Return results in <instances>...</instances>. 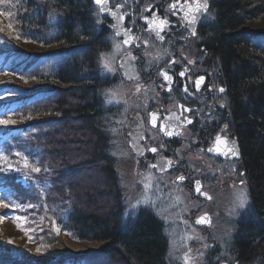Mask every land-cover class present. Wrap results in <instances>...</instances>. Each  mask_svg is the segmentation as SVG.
<instances>
[{
	"label": "trees",
	"instance_id": "trees-1",
	"mask_svg": "<svg viewBox=\"0 0 264 264\" xmlns=\"http://www.w3.org/2000/svg\"><path fill=\"white\" fill-rule=\"evenodd\" d=\"M211 6L207 38L228 88L248 197L227 251L234 262L264 264V26L244 28L264 13V0ZM0 12V72L21 82L0 83V120L10 122L0 125V148L14 167L0 187L34 207L46 246L63 233L98 244L95 252L66 253L49 264H167L163 222L145 208L125 217L112 146L119 109L105 105L113 86L99 62L107 32L92 1L0 0ZM26 176L23 186L18 179ZM0 264L35 263L0 250Z\"/></svg>",
	"mask_w": 264,
	"mask_h": 264
},
{
	"label": "flooded vegetation",
	"instance_id": "flooded-vegetation-1",
	"mask_svg": "<svg viewBox=\"0 0 264 264\" xmlns=\"http://www.w3.org/2000/svg\"><path fill=\"white\" fill-rule=\"evenodd\" d=\"M174 3H177V0H108L110 12L103 15L99 11V6L92 2L98 12L100 25L107 32V38L103 42L106 48L102 54L113 50L117 43L120 44V48H116L118 54L114 61L115 72L108 73L103 70L102 54L99 62L102 78L105 77L112 87L117 83L137 82L153 88L154 92L150 93L146 102L127 115V125L123 130L125 136V129L132 122L131 116H139L144 135L143 156L138 159L132 154L125 136L126 146L138 164L157 174L167 175V180L180 184L199 202L196 210H201L199 215L201 212L210 214L211 226L208 229L198 228L201 232H210L213 224L212 209L204 208L209 203L212 205V181L232 174V168L235 170L236 167L239 176L244 177V174L239 166L241 156L238 160L227 158L232 155L229 151L231 144L224 141L234 142L236 137L231 128L228 88L218 70L217 61L212 56V43L207 38L212 23L211 0H179L180 4L185 5L184 12H187L189 7L194 8L197 3L209 5L207 13H201V19L195 25V36L192 35V26L187 23V19H190L193 13H188L187 19L184 12L173 15L175 9L171 6ZM111 12H115L116 17L112 16ZM153 13H156L158 18H167L171 25L162 33L165 36L164 41H159L150 33L148 25L144 22V18L151 19ZM119 16H124V20L119 29H114L112 25L117 23ZM128 29L131 30L130 35L137 39L125 45L126 37L123 31ZM117 30L121 31V35H116ZM129 53L135 57V60H126V66H134L136 71V77L132 80H127L118 67L121 57H127ZM162 70H166L173 78L171 91L168 90L169 86L161 75ZM181 72H185L183 77L180 76ZM201 76L204 77V81L197 91L195 81ZM185 85L188 86L190 95L184 92ZM221 87L225 89L224 93L219 92ZM221 104H224V107H220ZM116 108L119 109V116L124 107L121 103ZM184 108L191 111L185 112ZM150 113L157 115L155 128L149 122ZM173 115L180 116L181 120L188 117L192 123L182 124L179 135L168 137L159 131V127L166 117ZM218 136L222 141L219 145L216 143ZM152 147L157 148L156 153L149 150ZM217 147L220 153H217ZM166 160L172 161V164L162 173L150 167L160 161L163 164ZM181 175L185 179L178 181L177 177ZM197 181L200 182V192L196 191ZM202 192L206 195H201ZM213 255L215 252L211 247L206 259L207 264H217V261L214 262L212 259Z\"/></svg>",
	"mask_w": 264,
	"mask_h": 264
},
{
	"label": "rangeland",
	"instance_id": "rangeland-1",
	"mask_svg": "<svg viewBox=\"0 0 264 264\" xmlns=\"http://www.w3.org/2000/svg\"><path fill=\"white\" fill-rule=\"evenodd\" d=\"M262 26H264V13L257 19L244 24V28L249 30ZM23 47L24 50L32 51L28 49L26 43H23ZM117 54L116 47L103 54L110 59L114 68ZM8 78L21 83L11 73H0V83ZM31 84L32 82L23 85L28 87ZM110 92H115L116 98L108 102ZM151 92H154L151 86H143L135 82L114 84V87H111L106 93V107H117L121 103L124 107L121 114L119 116L117 114L112 126L114 135L112 146L116 155V170L122 185L126 212L131 209L137 215L141 208H145L163 222L164 233L168 240L167 264H186V256L187 264H207L206 259L211 247L215 252L212 257L214 262L235 264L228 254L227 244L232 236L234 220L242 210L237 207V197L242 190L247 195L246 179L238 175L236 167L235 170L232 168V174L218 177L212 181V205L209 203L204 208L205 210L212 209V229L210 232H201V227L198 228L191 222V218L199 215L198 213L201 211L196 210L199 202L192 198L180 184L167 180V175L157 174L144 165L138 164L126 146L123 130L127 125V115L146 102V98L150 97ZM12 171H14V167L8 159V155L0 148V185L4 184L1 181L2 176L5 173H12ZM78 176L80 177V173L76 175V177ZM18 181L23 186H27V180L24 177ZM146 184L150 186L146 188ZM21 199V197L16 198L9 188L0 187V250H5L10 256H16L21 260L35 264H49L55 258L66 253L82 254L97 250V243L79 242L64 233L61 234L60 242L46 246L44 238H41V227L36 223V220L32 219L33 213L30 209L34 207L25 204ZM145 200L147 203L137 205L138 201ZM133 205H137V207L133 208ZM234 208L235 214L233 213ZM236 264L242 263L236 262Z\"/></svg>",
	"mask_w": 264,
	"mask_h": 264
},
{
	"label": "snow or ice",
	"instance_id": "snow-or-ice-1",
	"mask_svg": "<svg viewBox=\"0 0 264 264\" xmlns=\"http://www.w3.org/2000/svg\"><path fill=\"white\" fill-rule=\"evenodd\" d=\"M94 3L96 5H98V6H100V8H99L100 13L110 12V9L107 6L108 0H94ZM171 7L173 9H175V11L173 12V15H176L177 13L184 12L185 5L180 4L179 0H177V3H174ZM208 7H209L208 3H203V4L197 3L194 8L189 7L188 11L184 12V15H185L186 19H187L188 13H193L191 15V18L187 19V23L192 26L191 31H192V35L193 36L196 35L195 25L201 19V15L200 14L201 13H207ZM145 11H148V9H145ZM3 14L4 13L0 12V15H3ZM111 15L116 17V13L115 12H111ZM123 20H124V16L117 17V23L113 24L112 27L114 29H119L120 25L123 22ZM144 22L148 25V31L150 33H153L155 35V37L159 41H164L165 36L162 35V33L164 32V30L166 28L171 26L169 24L167 18H164V19L158 18L156 13H153L152 14V18L148 19L147 17H145L144 18ZM50 23H51V21H50ZM98 23H99V21H98ZM8 28H9V30H12L13 29V25L10 23L8 25ZM130 31H131L130 29L123 31V35H124V37H126V39L124 40V44L125 45H129L135 39H137L136 37H133V36L130 35ZM116 35L117 36L121 35V31L117 30L116 31ZM17 38H19V37H17ZM145 44H147V41H145ZM115 47L117 49H119L120 48V44L117 43L115 45ZM137 47H139V45H137ZM126 60H135V57L132 56L129 53V55L126 57ZM101 61H102L103 70L105 72L111 73V72H115L116 71V69L112 66V63H111L110 59L108 57L104 56L103 54L101 56ZM189 63H192V61H189ZM121 67H123V64L121 65ZM185 71H187V69H185ZM161 75L163 76L165 82L169 86L168 90L171 91L172 90V83H173L172 76L168 75L166 70H162L161 71ZM184 75H185V72H181L180 73L181 77H183ZM203 81H204V77L203 76L199 77V79H197L195 81V85H196V90L197 91L200 90V87H201V84L203 83ZM3 91L4 92H16L18 90L17 89H13V88H5ZM184 92L190 95L187 85H185V87H184ZM219 92L220 93H224L225 89L223 87H221V88H219ZM115 98H116V93L115 92H110L109 96H108V102H111ZM220 107H224V104H221ZM8 110L11 111L12 109L9 108ZM183 110L185 112L191 111V109H187V108H184ZM149 115H150V121L149 122L151 123L152 127L155 128L156 127V121H157V115L155 113H150ZM8 123H10L8 120H0V125H7ZM185 123L186 124H191L192 120L189 119L188 117H184L183 120H181V117L180 116H176V115H173V116H170V117H166L163 120V122L160 124L159 131L161 133H163L165 136H168V137H171L173 135H179V126H181L182 124H185ZM139 139H143V135H140ZM221 142L222 141H221L220 137L218 136L217 137V141H216L217 145H219ZM224 142L231 144V147L229 148V151L231 152V154L233 156L238 155V153L235 151V143L234 142H227V141H224ZM149 150L151 152H153V153L157 152V148H155V147H152ZM211 150L212 149H209V151H211ZM216 151H217V153H220V149L218 147L216 148ZM137 152L140 155H143V149L137 148ZM17 155H20V154L17 153ZM171 164H172V161L166 160V161L163 162V164H159V163L158 164H153V165H150V167L151 168H159L160 171H164V170H166L167 167L171 166ZM9 167H11V165H9ZM24 167L25 168L29 167V164H28L27 160H25V162H24ZM31 171L32 172H39L40 168L39 167H31ZM45 171H47V169H45ZM241 175H243V174H241ZM25 179H28V177L26 176ZM184 179H185V177L183 175L177 177L178 181H183ZM241 183H243V181H241ZM196 185H197L196 186V191L200 192V182L197 181ZM149 186L150 185H148V184L145 185L146 188H148ZM200 194L201 195H206L205 193H200ZM237 200H238L237 207H239L241 209L245 208V205H246V203L248 201V197H247L246 193L243 190L239 193V195L237 197ZM145 203H147L146 200L145 201H138L137 205L145 204ZM137 205H133L132 207L136 208ZM233 213L235 214V208L233 209ZM129 215H131L133 218H135L136 213L132 212V210L129 209V211L125 213V217H128ZM207 222H208V219H207L206 216L205 217H201V218L197 219V221H196L197 224L207 223ZM55 230L57 232H59L58 228H56ZM29 239L31 240V237H29ZM38 251H39V249H38ZM185 261H186V264H187V256L185 257Z\"/></svg>",
	"mask_w": 264,
	"mask_h": 264
},
{
	"label": "water",
	"instance_id": "water-1",
	"mask_svg": "<svg viewBox=\"0 0 264 264\" xmlns=\"http://www.w3.org/2000/svg\"><path fill=\"white\" fill-rule=\"evenodd\" d=\"M92 1L94 3V0H92ZM107 6H108V4H107ZM99 8H100V6H99ZM102 14L105 15V14H107V12H104ZM126 63H127L126 56L121 57V59L118 61V67L122 71L123 75L125 76V78L127 80H132L136 77L135 68H134V66H130V67L126 66ZM122 64H123V67H121ZM138 117H139L138 115H132L131 116L132 122H131L130 126L125 130V134L128 138V147L131 149V151L133 152V154L135 155L136 158H141L143 155H140L137 152V148L143 149V152H144V148L142 146V141L144 140V135H143V130H142V124H141ZM181 126H179V130H180ZM140 135H143V139H139ZM233 141L235 143V151L238 153V155H236V156L231 155L230 157H227V158L238 160L240 158L239 146H238V143L236 140H233ZM158 163L161 164V161ZM158 163H156V164H158ZM168 168L169 167H167L166 169H168ZM156 170L158 173L163 172V171H160L159 168H156ZM205 216L208 219L207 223H201V224L196 223L197 219H199L201 217H205ZM192 223L196 227L209 228L211 226L210 215L208 213H202V214L194 217L192 219Z\"/></svg>",
	"mask_w": 264,
	"mask_h": 264
}]
</instances>
